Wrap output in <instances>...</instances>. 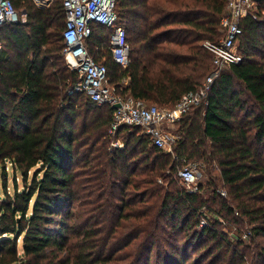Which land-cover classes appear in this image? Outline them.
<instances>
[{
    "label": "trees",
    "instance_id": "16d2710c",
    "mask_svg": "<svg viewBox=\"0 0 264 264\" xmlns=\"http://www.w3.org/2000/svg\"><path fill=\"white\" fill-rule=\"evenodd\" d=\"M11 1L27 20L0 30V170L6 175L9 162L22 189L14 177L12 194L2 183L0 264H202L215 253L214 264L229 251L241 261L249 245L235 234L231 247L218 225L243 221L254 246L248 256L264 264V11L241 19V62L176 122L173 157L137 127L120 128L123 147L111 150L112 108L68 94L78 73L60 54L62 0L47 8ZM226 2L116 0L127 67L112 60L102 26L93 28L89 51L104 59L118 93L173 107L211 72L202 41L220 38ZM195 155L216 163L225 196L216 186L204 196V182L196 192L177 185L174 158L190 164ZM207 212L214 220L202 225ZM197 246L207 252L192 259Z\"/></svg>",
    "mask_w": 264,
    "mask_h": 264
},
{
    "label": "built area",
    "instance_id": "2783aa9c",
    "mask_svg": "<svg viewBox=\"0 0 264 264\" xmlns=\"http://www.w3.org/2000/svg\"><path fill=\"white\" fill-rule=\"evenodd\" d=\"M37 1V0H34ZM44 1V0H41ZM46 2L49 0H45ZM260 0H227L219 19L220 38L217 41L204 40L202 46L212 55V70L202 85L184 93L173 107H160L121 94L110 85L104 59L98 61L88 48V39L95 26H102L110 32L107 50L112 60L121 68L129 62V44L126 30L119 22L116 0H62L64 27L61 37L64 42L62 55L68 69L78 72V80L68 89V94H84L98 106L112 108L108 128L111 148H122L118 137L122 127H137L148 136L152 145L172 153L178 135L174 132L176 122L191 107L200 104L206 97L217 76L242 56L238 42L242 34L241 19L256 18ZM26 14H19L11 0H0V30L5 24H15ZM98 50V46H95ZM2 50L0 34V54ZM125 82V80H123ZM203 171L197 163L178 167L173 178L188 191L196 192L203 178ZM218 193H226L218 189ZM203 225L204 223L201 222ZM246 237V235H245Z\"/></svg>",
    "mask_w": 264,
    "mask_h": 264
},
{
    "label": "rangeland",
    "instance_id": "374dc122",
    "mask_svg": "<svg viewBox=\"0 0 264 264\" xmlns=\"http://www.w3.org/2000/svg\"><path fill=\"white\" fill-rule=\"evenodd\" d=\"M33 2L35 4V6H37L39 8H47V7L51 6V5L61 6V0H49L47 2H44L43 4L40 3V2H38V1H34V0H33ZM15 8H16V10H17V12L19 14L22 13L20 11V9H18L17 7H15ZM258 11L261 14L263 13V11H264V5H263V3L258 8ZM26 20H27L26 19V16L25 17H21V21L19 23H26ZM53 31L58 32L59 30L58 31L53 30ZM60 54H61V57H62V52ZM225 70H227V69H225ZM243 97L247 98V95L246 94H243ZM177 128L178 127L175 125L174 132L177 135H179L180 132L177 131ZM138 131L141 132V129L139 128ZM109 148L111 150L113 149V148H111L110 142H109ZM203 149L204 150L206 149L207 152H210L209 143H207L206 144V148L204 147ZM203 149L200 148V151L203 150ZM164 152H166V151H164ZM170 154L173 157L175 156V153L173 152V150H172V153H170ZM206 156L204 158H201V157H198L197 155H195L191 159H188L187 160L189 162H195V163H197L200 166L201 170L203 171V175L204 176H203V178H202L201 181L204 182V183H206L207 187L210 186L203 193L204 196H209L210 191H211V188L213 186H216L217 188L223 190L226 193V189L223 188L222 180H221V176H220V171H219L216 163L213 162L211 159H207ZM174 159H175V167H174V169L177 168V167H181V166L187 165V163H185L183 160H179L178 157H176ZM4 172H6V175H3V170H0V199L3 196L2 183H3L4 180L6 181V184H7L6 191L8 193L12 194V192H13V177L16 180V184H17L18 189L19 190L22 189V182H21L20 172L16 171V173L13 174V170H12V167L10 166L9 162L5 163ZM210 182H212V184L211 185H208V184H210ZM177 185L178 186H182L179 182H177ZM74 208L76 209V206ZM206 214L207 215L205 217H202L201 218V222H203L204 224L211 223L214 220L213 219V216L209 212H207ZM222 220L223 219H221V218L219 219V221L223 222ZM221 224L222 225H218V227L226 235V238L231 241V244H232L231 247H233V245L236 244V241L233 238V235H235V234H241L242 240H244L246 242V244L249 245V248L246 249L247 250L246 255H245V257L241 261H240V258L238 256H236V257L230 256L229 255L230 254V251H229L227 253V257H225L224 260H222V261L221 260L220 261H217L216 260L214 262V264H262V263L259 262V260H257V259H253L252 260L248 256V253H250V251H252L254 249V246H253V244L249 243V241H248L249 240V238H248L249 232L248 231H250V227L246 223V221H243V222H241L238 225H234V226L227 227V228L223 227V225H225L224 223H221ZM245 235H247V236L245 237ZM238 248L241 250L242 246L241 247L238 246ZM204 249H205V246H197L195 249H190L189 252H190V254H192L191 255L192 256V259L196 258L200 253L204 252ZM206 252L207 251L205 250L204 254H206ZM212 254H215V253H212ZM212 254L209 255V257L207 259H205L204 261H202V264H211L212 261L214 260V258H212Z\"/></svg>",
    "mask_w": 264,
    "mask_h": 264
},
{
    "label": "bare ground",
    "instance_id": "6f19581e",
    "mask_svg": "<svg viewBox=\"0 0 264 264\" xmlns=\"http://www.w3.org/2000/svg\"><path fill=\"white\" fill-rule=\"evenodd\" d=\"M37 1H38V2H40V3H42V4H43L44 2H46L45 0H44V1H41V0H37Z\"/></svg>",
    "mask_w": 264,
    "mask_h": 264
}]
</instances>
